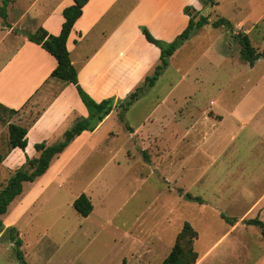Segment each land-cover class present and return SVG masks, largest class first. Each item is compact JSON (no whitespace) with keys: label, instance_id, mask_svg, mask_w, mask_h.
<instances>
[{"label":"rangeland","instance_id":"obj_1","mask_svg":"<svg viewBox=\"0 0 264 264\" xmlns=\"http://www.w3.org/2000/svg\"><path fill=\"white\" fill-rule=\"evenodd\" d=\"M59 1L9 0L7 19L0 17V35L10 31L25 36L34 27L37 31ZM134 1L116 0L104 27L117 22ZM198 1V7L189 6L194 8L189 16L196 21L206 16L210 24L192 32L156 84L146 87L125 114L132 132L114 110L74 155L69 157L75 148L56 158L46 177L24 184L23 194L1 217L5 227L0 232V264H18L7 231L12 226L27 264H162L177 242L193 248L199 259L231 231L216 219L222 213L210 199L221 196L227 205V197L238 189L245 187L252 196L261 189L262 182L254 185L249 176L257 171L255 159L262 151L255 156L253 148L264 141L242 128L239 117L240 111L246 112L252 116L248 127L264 126V58L242 60V47L231 32L211 23L221 17L229 20L235 33L249 36L251 53H261L264 0H217L218 6ZM11 49L9 41L0 38V67ZM234 105L239 116L229 117L224 125ZM21 116V111L13 117L0 113V191L18 170L28 168L17 158L4 165L10 155L9 125ZM36 116L31 112L26 122ZM214 126H224L221 132L241 128L237 142L219 147L220 128ZM188 193L207 206L190 200ZM83 194L94 206L87 218L73 207ZM186 223L192 231L181 235ZM240 226L199 264H264L260 229Z\"/></svg>","mask_w":264,"mask_h":264},{"label":"crops","instance_id":"obj_2","mask_svg":"<svg viewBox=\"0 0 264 264\" xmlns=\"http://www.w3.org/2000/svg\"><path fill=\"white\" fill-rule=\"evenodd\" d=\"M115 2L116 0H89L67 41L71 62L78 72V82L96 102L109 98H126L139 84L144 83L146 77L154 72L160 62V49L146 40L140 30L141 27H146L157 40L171 43L189 25L190 16L185 13V8L189 6L196 8L199 4L198 0H135L117 22L114 21L106 28L105 17L113 9ZM73 4V0L59 1L50 13L45 14V18L39 24L41 28L50 35H59L65 21L63 11ZM35 31L34 27L32 31L27 32ZM2 37L9 41L12 49L8 50L10 55L0 67V104L20 110L22 116L16 125L28 129V144L25 151L19 148L11 150L8 159L4 162V165H8L13 158L26 161V155L29 158L37 157L35 145L43 142L48 145L58 143L57 140L61 141L66 131L78 120L87 118L89 113L73 84L51 77L58 65L54 57L39 45L30 42L24 35L13 36L12 32L6 31L4 35H0V38ZM188 40L180 46L169 62L178 55L180 49L189 42ZM232 108L233 110L230 109L226 113L228 115L223 120L224 125L229 117L234 118L235 114L239 116L236 112L239 107L234 105ZM31 112H35L37 116L29 124L26 120ZM242 114L243 117H239L242 120V128H247L259 139V142L264 141V126L248 127L247 122L252 116L240 111V116ZM103 123L104 121L99 126ZM223 127H217L220 128L217 131L219 133L216 137L217 145L222 147L229 143L233 146L237 142L241 128L230 130L229 127L221 132ZM94 132H83L60 157L64 158L75 148L69 157L74 155L81 146L93 138ZM253 149L255 156L262 151L255 159L258 169L249 176V179L254 185L262 182L261 189L257 196H252L250 191L243 190L245 187L242 190L238 189L234 196L227 197V205H223L225 200L221 196L215 197L214 201L209 198L214 207L218 208V212L222 213L221 218L216 219L225 223V227L231 231L223 235L218 242L213 243L214 245L212 244L205 253L200 254L198 264L209 257L227 237L238 231L240 224L256 227L244 223L255 218L263 220L264 223V144ZM237 184V187L241 188V181ZM199 205L205 207L207 203L204 201ZM224 210L235 213L230 215ZM252 214L257 217L248 219ZM222 215L235 219V224L226 223ZM235 240L236 238L233 243L236 242Z\"/></svg>","mask_w":264,"mask_h":264},{"label":"trees","instance_id":"obj_3","mask_svg":"<svg viewBox=\"0 0 264 264\" xmlns=\"http://www.w3.org/2000/svg\"><path fill=\"white\" fill-rule=\"evenodd\" d=\"M74 4L67 7L63 11L64 23L61 33L57 36L50 35L45 29L39 28L34 33L24 32L28 40L36 45H39L42 49L48 52L54 57L58 63L56 69L52 72L51 77L60 81L73 84L78 92V95L88 110V117L78 120L75 125L65 132L63 139L58 143L48 145L43 142L35 145V149L38 153L37 157L29 158L26 155L25 165L27 169L18 170L8 181L6 187L0 191V232L4 229V222L2 216L6 215L9 206L15 201L16 198L23 194V186L26 183H34L39 178L45 176L51 169L52 163L56 158L64 153V151L72 144V142L80 136L83 132H94L99 125L114 111L119 110V119L121 122L132 132V129L125 121V114L134 105L143 94L146 87H153L157 80L160 78L162 72L168 67L169 59L176 53L180 46L187 41L191 33L196 29H201L204 26L210 24L209 19L206 16H201L199 20L190 17L188 27L171 43H166L154 38L150 31L146 27H141L140 30L145 36L146 40L158 47L161 51L160 62L155 67L154 72L147 76L144 84L139 86L133 91L125 100H118L115 98L105 99L102 102H96L79 84L78 72L76 67L72 64L70 53L67 49V41L72 32V29L76 21L82 16L83 8L89 0H73ZM203 4L210 6H218L217 0H201ZM9 4V0H4L3 7L0 10V17L3 20L7 19L6 8ZM193 7L185 8V13L190 15ZM213 28H227L236 41L241 45V59L250 63L264 58V50L261 53H251V41L249 36L244 32L235 33L233 30V24L225 19L218 18L211 23ZM8 113L11 117L18 115L20 110L8 108L0 104V113ZM28 129L16 124L9 125V147L10 152L15 148H19L25 151ZM2 157H0V161ZM190 200L203 204L204 200L200 197H193L190 193L187 194ZM73 207L76 212L82 217H89L93 212L94 206L91 199L85 194L77 198ZM223 219L229 225H234L236 220L233 218L222 215ZM248 226H256L261 231V237L264 241V223L258 218L247 220L244 222ZM9 237L14 243L16 248L18 264H27L22 251V240L15 227H8ZM192 231L189 223H186L181 235L186 232ZM198 261V255L193 248H183L178 242L173 247L171 253L162 262V264H196Z\"/></svg>","mask_w":264,"mask_h":264}]
</instances>
